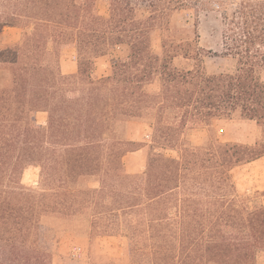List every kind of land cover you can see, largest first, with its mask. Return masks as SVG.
<instances>
[{
    "label": "trees",
    "instance_id": "16d2710c",
    "mask_svg": "<svg viewBox=\"0 0 264 264\" xmlns=\"http://www.w3.org/2000/svg\"><path fill=\"white\" fill-rule=\"evenodd\" d=\"M96 1L0 0V34L23 29L0 46V264H51L58 239L49 220L71 218L84 221L75 233L123 240L118 257L90 264H256L264 204L238 193L231 170L264 155V0L215 2L224 30L214 55L234 67L213 73L196 31L191 40L170 27L201 0H107V17ZM157 27L166 33L161 60L151 48ZM121 45L128 53L96 77V59ZM66 47L76 69L63 72ZM176 57L194 64L174 66ZM156 75L160 87L150 90ZM235 110L255 121L254 145L184 138L189 123L212 129ZM129 118L152 124L143 173L123 168ZM28 166L40 168L38 188L21 181ZM89 176L97 187L81 185Z\"/></svg>",
    "mask_w": 264,
    "mask_h": 264
},
{
    "label": "rangeland",
    "instance_id": "374dc122",
    "mask_svg": "<svg viewBox=\"0 0 264 264\" xmlns=\"http://www.w3.org/2000/svg\"><path fill=\"white\" fill-rule=\"evenodd\" d=\"M224 1L233 3L237 0H201V4H192V10H180L173 14L171 18V30L184 29L185 36L194 39L196 31L197 45L211 53H202L204 71L208 73L219 71H232L234 61L215 56L214 53L221 51L222 33L224 30L222 9L217 7L215 2ZM96 8L100 15H108L107 0H97ZM232 10V9H231ZM139 13L142 16L147 15V5L139 6ZM23 29L17 26L6 27L0 34V46H5L20 41ZM165 32L157 27L152 37V51L161 56V39L165 36ZM128 53V46L121 45L116 48L108 49L107 53L95 61L94 75L96 77L107 76L110 73L111 61L116 57L125 56ZM62 71L68 72L76 69L75 49L66 47L62 51L61 56ZM174 66L191 67L193 60H186L182 57H176L173 60ZM160 87L159 75L154 76L150 84V90L157 91ZM165 121H175L176 114L172 110H167ZM36 122L39 125H45L47 113L39 111L35 115ZM184 138H189L196 144H200L204 139L215 134V137L221 142H246L254 145L256 141V127L254 122L243 120L239 110H235L229 120L218 121L214 128L207 127L199 123L192 125L189 123L183 130ZM149 136V137H148ZM255 137V138H254ZM126 138L130 140L132 145L122 158L123 168L127 173H143L146 165V153L148 147L143 145L151 144L152 140V124L140 120L138 118H129L126 123ZM243 143V144H246ZM138 147H142L136 149ZM135 149V150H134ZM166 156L178 157L175 150L166 149L163 151ZM232 178L236 184L238 193L241 196H247L253 203L264 204V155L249 163L239 165L231 170ZM93 176L82 180L81 185L97 187V182L93 181ZM21 181L24 185L33 188L39 187L40 168L37 166H28L23 174ZM84 221L82 219H66V220H49V225L56 232L58 241L55 242V248L51 264H90L93 256H112L118 257L121 253L123 240L116 236H87L75 233ZM256 264H264V250L258 252L256 256Z\"/></svg>",
    "mask_w": 264,
    "mask_h": 264
},
{
    "label": "crops",
    "instance_id": "0c3cea01",
    "mask_svg": "<svg viewBox=\"0 0 264 264\" xmlns=\"http://www.w3.org/2000/svg\"><path fill=\"white\" fill-rule=\"evenodd\" d=\"M242 118V117H241ZM243 119V118H242ZM243 120H247V121H251V122H254V125H255V127H256V124H255V121L254 120H249V119H243ZM218 121H223V120H218ZM217 121V122H218ZM255 138V137H254ZM242 143H246V142H242ZM246 144H252V143H246Z\"/></svg>",
    "mask_w": 264,
    "mask_h": 264
}]
</instances>
